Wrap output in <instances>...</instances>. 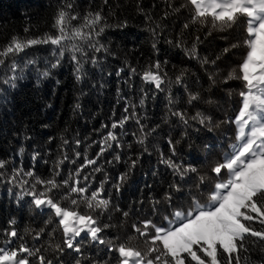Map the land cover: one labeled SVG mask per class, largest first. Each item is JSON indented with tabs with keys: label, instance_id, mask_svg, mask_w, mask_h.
Listing matches in <instances>:
<instances>
[{
	"label": "trees",
	"instance_id": "16d2710c",
	"mask_svg": "<svg viewBox=\"0 0 264 264\" xmlns=\"http://www.w3.org/2000/svg\"><path fill=\"white\" fill-rule=\"evenodd\" d=\"M66 3L73 5L66 9L69 15L79 17L70 20L69 32L81 27L89 12L103 17L97 31L107 25L99 36L93 34L92 42L103 45L100 51L88 47L87 41L69 42L85 53H75L79 73L73 52L66 48L61 56L50 43L33 45L0 64V161L5 162L0 168V246L15 229L18 237L10 247L24 244L40 249L45 264H76L77 260L118 264V253L108 251L109 244L86 235L77 239L80 253L57 250L64 240L58 217L51 209H36L30 196L18 197L22 190L16 184L27 180L25 188H29L36 177L54 178L62 185L52 193L61 206L96 217L103 229L100 236L112 245L125 243L146 251V238L139 237L133 224L151 220L166 227L165 217L172 218L177 209L186 212L193 198L208 202L217 181L211 168L222 162L236 135V126L229 121L238 114L245 88L241 80L225 82V78L234 70L239 75L247 51L246 22L241 17L224 31L212 28L210 19L206 25L192 23L194 7L189 0H0V49L13 37L26 41L58 35L54 20ZM125 22L127 26L120 27ZM157 61L164 79L160 89L142 78L145 71H157L153 67ZM13 76L15 87L6 82ZM192 95L199 98L190 102ZM175 113H183L187 123ZM198 114L209 120L202 125ZM126 116L129 119L122 126L112 128L113 122ZM109 131L117 139L108 140L101 153ZM86 158L95 163L82 168ZM169 159L182 169L191 166L197 171L181 176L162 162ZM13 169L23 170L16 184L8 183ZM29 171L33 177L25 175ZM77 179L80 187L87 188L88 197L102 188L100 198L109 201L106 210L93 212L83 201L78 207L71 205L77 194L63 198L69 192L63 181L71 185ZM251 226L264 230L258 222ZM149 234L154 235V230ZM245 245L248 251L240 252L241 264L245 258L247 264H264V241L249 236ZM30 260L38 264L36 257Z\"/></svg>",
	"mask_w": 264,
	"mask_h": 264
},
{
	"label": "snow or ice",
	"instance_id": "6c2138e0",
	"mask_svg": "<svg viewBox=\"0 0 264 264\" xmlns=\"http://www.w3.org/2000/svg\"><path fill=\"white\" fill-rule=\"evenodd\" d=\"M189 3L194 7L192 23L206 25L210 19L212 28L219 31L233 27L241 17L246 18L247 39L244 41L247 48L246 55L239 65V75L234 70L225 78V82L230 79H239L245 88L240 92L242 102L238 114L234 120L229 121L236 126L235 143L230 145L231 150L224 155L222 162H217L211 168L217 181L213 185V190L208 194V202L201 204L199 200L193 198L192 205L186 212L177 209L172 218L165 217L167 227L157 226L151 220H143L140 225L133 224V229L139 237L146 238L147 250L141 251L125 243H120L118 246L112 245L100 236L103 229L99 226L96 217L61 206L56 197L52 195L53 190L62 186L54 178L42 180L36 177L35 182L29 188H25V185L29 184L27 180L16 184V177L23 170L13 169L14 174L8 183L16 184L22 190L17 193V196L20 198L30 196L31 204L36 209L47 207L54 211L56 217H59L64 240L63 247L57 245V250L63 252L64 248H67L80 253L81 247L76 238L84 233L94 242L109 244L108 251L118 253V264H241L240 252L248 251L245 240L251 236L264 241V230H257L251 226L252 222H258L264 226V0H189ZM72 7L71 3H66L58 10L53 25L57 28L58 35L45 34L43 38L26 41L13 37L8 45L0 49V64H4L6 58L16 56L33 45L50 43L57 47L61 56L64 55L66 48L73 52L72 60L77 64L76 71L79 73L80 60L75 53L82 55L85 53L82 47L69 42L87 41L88 47L100 51L103 45H99L98 41L92 42L93 34L99 36L107 25L99 27L97 31V26L103 17L100 12H89L84 17V24L69 32L67 28L70 20L79 18L76 15H69L66 9ZM126 26V22L120 25V27ZM184 27L187 28L189 25L185 24ZM84 28L89 31H83ZM25 31L27 32L28 29L25 28ZM224 51L227 52L228 49ZM194 52L195 45L189 54H194ZM93 62H95L94 57ZM212 63L214 64L215 61ZM58 64L59 60L52 67L56 68ZM153 67L157 71H145L142 78L154 83L156 88L160 89L164 83L163 77L159 74L160 62L157 61ZM11 70L13 72L17 70L16 63L12 64ZM132 71L135 72V69ZM48 75L47 71L43 73L45 77ZM16 79L17 77L13 76L6 82L15 87ZM77 79H80L79 75ZM176 82H181L180 76H177ZM198 98V95H192L190 102ZM140 103L143 104L144 100ZM175 115L187 123L183 113H175ZM127 119L129 117L126 116L121 121L113 122L112 128L122 126ZM206 120L209 118L199 117L202 125ZM116 139L115 133L109 131L105 141L102 142L101 153L104 152L105 146H109L107 145L108 140L115 141ZM139 142L143 143V139ZM169 144L171 145V141ZM172 147L173 154H175L174 146ZM116 159L119 157L117 156ZM162 162L181 176L187 172L197 171L191 166L182 169L171 159ZM94 163L95 161L86 158L85 165L81 167ZM134 165L135 161H133ZM3 167H5V162L0 161V168ZM96 170L99 171V169ZM225 171L227 179H222ZM79 172L80 169L77 170V176ZM25 175L33 177L34 173L29 171ZM56 175L59 173L56 172ZM125 178L126 175L120 178L121 183ZM203 181L204 178L201 177V183ZM37 185H40L42 190H38ZM63 186L69 187V192L63 198H70L72 194H77L78 198L71 199L73 206L78 207L79 201H83L91 211L99 210L102 213L109 205L107 199L100 198L102 188H98L88 197L85 195L87 188L80 187L78 179L74 180L71 185L68 180H64ZM115 187L119 191L120 185L117 184ZM124 215L128 214L124 213ZM150 229L154 230V235L149 234ZM17 237L18 233L15 229L7 233L4 246H0V264H31V257H36L38 264H45V257L40 254V249H32L24 244H20L18 248L10 247L14 242L13 238ZM36 237L39 238V233ZM47 264H52V262L47 261ZM76 264H81V262L77 260ZM245 264H247V258H245Z\"/></svg>",
	"mask_w": 264,
	"mask_h": 264
},
{
	"label": "rangeland",
	"instance_id": "374dc122",
	"mask_svg": "<svg viewBox=\"0 0 264 264\" xmlns=\"http://www.w3.org/2000/svg\"><path fill=\"white\" fill-rule=\"evenodd\" d=\"M245 22H246V18H245ZM246 33H247V32H246ZM233 143H235V139H234V141H232V143L229 144L228 149H227V151L224 153V155H225L226 153L230 152V150H231V149H230V145L233 144ZM224 175H225V178H223V179H227V172H226V171L224 172ZM212 190H213V188L211 189V191H212ZM204 204H206V203H204ZM43 209H49V208L45 207V208H43ZM58 219H59V217H58ZM167 226H168V224H167ZM167 226H166V227H167ZM61 228H62V226H61ZM62 230H63V229H62ZM84 235H86V234L82 233L81 237L84 236ZM78 238H79V237H77L76 239H78Z\"/></svg>",
	"mask_w": 264,
	"mask_h": 264
}]
</instances>
